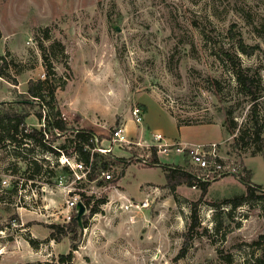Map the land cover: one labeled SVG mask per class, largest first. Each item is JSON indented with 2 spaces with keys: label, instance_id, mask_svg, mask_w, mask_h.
Segmentation results:
<instances>
[{
  "label": "rangeland",
  "instance_id": "rangeland-1",
  "mask_svg": "<svg viewBox=\"0 0 264 264\" xmlns=\"http://www.w3.org/2000/svg\"><path fill=\"white\" fill-rule=\"evenodd\" d=\"M239 41L257 49L242 54ZM229 55L257 77L254 104L264 125V0H0V56L6 62L0 66V105L25 100L29 80L48 78L53 111L68 127L97 135L110 156L111 176L75 180L69 133L52 144L58 155L31 141L6 143L0 148V264L55 262L73 244L68 264H250L259 254L253 243L264 236V190L235 208L226 202L245 194L241 176L264 187V162L234 141L253 117ZM134 106L143 108L141 127L131 119ZM19 109L28 114L25 127L43 125L37 105ZM176 120L187 124L180 132ZM118 127L127 143L111 141ZM152 133L208 144L204 148L214 149L230 173L208 183L204 194L184 184L170 191L162 167L149 163ZM158 155L161 165L195 171L186 155ZM35 166L39 174L28 179ZM81 193L105 202L93 215L84 208L86 226L76 219L77 232L62 237L49 225L76 216L66 201ZM145 198V209H119L126 199ZM193 204L199 226L189 229Z\"/></svg>",
  "mask_w": 264,
  "mask_h": 264
},
{
  "label": "trees",
  "instance_id": "trees-1",
  "mask_svg": "<svg viewBox=\"0 0 264 264\" xmlns=\"http://www.w3.org/2000/svg\"><path fill=\"white\" fill-rule=\"evenodd\" d=\"M238 51L245 55H251L257 47H247L239 41L237 44ZM229 61L231 65L237 67L234 69L235 78L237 85L240 89V92L245 96L249 97L252 102V108L250 110L253 120L249 126V130L242 131L234 139L235 144L241 146L242 148L250 147L251 156L260 154L264 162V125L259 124L256 116V105L254 101L257 99V93L260 91L259 82L257 77H252L246 74L239 65H237L236 59L230 55ZM4 57L0 56V66L6 65V62L3 61ZM237 65V66H236ZM49 70H46V76L49 77ZM48 82V78L45 80H29L27 83V89L25 93V100L17 101L15 105H9L6 108H2L0 105V148L4 147L6 143H19L23 140L31 141L35 146L40 148L42 151H47L52 154L58 155L57 147L52 144L56 141L58 135L60 134H71V138L67 140V143L72 147L73 155L76 159V162L82 163L83 166L87 168L85 173L86 180L88 182L94 181L97 179L99 173L108 172L110 168L108 154H100L96 151H93L94 144L90 139L94 136L93 132L87 129H74L68 127L64 120L61 118L59 111H53L52 102L54 101V90L52 88L46 89L45 84ZM37 105L40 111L37 112L36 117L39 120L43 121V125L39 128H27L25 127L24 120L28 115L25 110H18L20 105ZM47 106V111L41 109L42 106ZM43 111V112H42ZM44 113V114H43ZM177 126L187 125L183 124L180 121L176 120ZM19 136L18 140L15 137ZM248 137V139H247ZM215 147L218 148V145ZM57 148V149H56ZM65 146H61L60 149H64ZM114 162L119 163L122 160H116L112 158ZM150 165L151 166H160L162 167L164 173V179L166 181V187L170 191H174L178 186L184 184L187 186L195 185L196 181L191 173L186 171L180 166H170V165H161L158 161L156 150L153 148L150 154ZM32 165H36L35 161L30 162ZM62 170L66 173H69L67 167H63ZM30 175L28 179H33L40 172V167L35 166V168L30 169ZM247 175L250 172L247 170ZM241 181L245 184L246 192L244 195L232 198L226 203L231 205L232 208L240 206L248 197L252 196L254 192H262L264 190L263 186L254 184L250 182L249 178L243 176L239 177ZM103 180H105L103 178ZM98 184L102 183L98 181ZM208 184H200L198 187L201 190V194H204ZM80 202L83 204L84 208L88 210V215H93L98 212L99 206L105 202L103 199L94 200L92 196H86L83 193L80 194ZM197 204H193L191 207L190 215V225L189 229H194L199 226L197 211ZM82 217V227L86 226L88 216ZM50 229H57L62 237L67 236L69 233H76L78 229L76 216H70L68 223L57 226L49 225ZM55 241H59V237L54 238ZM29 244L33 247L37 246L35 240H29ZM253 245L259 250L257 256L252 255L250 264H264V236H260ZM73 244L70 247V251L66 254H59L55 262H36L34 264H68L72 258V250L75 249Z\"/></svg>",
  "mask_w": 264,
  "mask_h": 264
},
{
  "label": "built area",
  "instance_id": "built-area-1",
  "mask_svg": "<svg viewBox=\"0 0 264 264\" xmlns=\"http://www.w3.org/2000/svg\"><path fill=\"white\" fill-rule=\"evenodd\" d=\"M143 112L144 111L141 106H134L130 110V116L133 123L139 127H141L143 121ZM110 139L113 143L128 142L125 129L122 127L113 129ZM90 141L94 144V148L92 149L93 151L101 154L107 153V148H102L101 141H99L97 135H94ZM149 147L154 148L156 150V154L173 152L175 154H180L182 157L186 155L188 157V163L195 167L194 173L189 172L193 175L196 181L195 185L191 186L192 189L197 188V186L200 184H208L230 173V171L227 170L228 168H225V166L219 160H216V152L214 149L206 150L204 146L188 148L181 145L179 142L168 141L160 133L151 134V145ZM65 161L66 163L68 162L66 158ZM68 166L70 167L71 171H73L72 173L75 175L76 181L80 180L82 175H84L87 171V168L80 162L74 161L72 164H68ZM76 173H80L81 175L78 176ZM101 176L105 180H108L111 177L109 172H103L101 173ZM78 202H80V197L78 194H73L66 201V209L70 211L73 208H76ZM147 207V198L143 199L141 202L126 199L124 203L119 205V209H124V211H137ZM65 218L67 221H69L70 216L67 215Z\"/></svg>",
  "mask_w": 264,
  "mask_h": 264
},
{
  "label": "crops",
  "instance_id": "crops-1",
  "mask_svg": "<svg viewBox=\"0 0 264 264\" xmlns=\"http://www.w3.org/2000/svg\"><path fill=\"white\" fill-rule=\"evenodd\" d=\"M183 127L184 126H181L178 128L179 132L183 129ZM139 132L142 134L144 132V129L139 128ZM168 141L179 142L181 145L188 147V148L202 147V146L208 145L205 143H201L200 141L194 142V141L190 140L189 138H187L186 136H182L181 134H178V137L175 140H168ZM211 144H214V142H212ZM157 158H158V161L161 162L159 155L157 156ZM243 165L246 167V170L250 171V169L246 166V160L245 159L243 161ZM250 173H251V171H250Z\"/></svg>",
  "mask_w": 264,
  "mask_h": 264
},
{
  "label": "water",
  "instance_id": "water-1",
  "mask_svg": "<svg viewBox=\"0 0 264 264\" xmlns=\"http://www.w3.org/2000/svg\"><path fill=\"white\" fill-rule=\"evenodd\" d=\"M77 215H76V219L79 221L81 219V216H82V213H83V210H84V206L81 202H78L77 204Z\"/></svg>",
  "mask_w": 264,
  "mask_h": 264
}]
</instances>
